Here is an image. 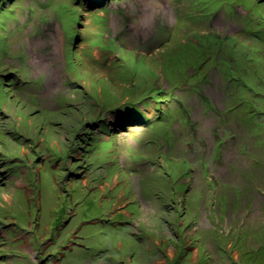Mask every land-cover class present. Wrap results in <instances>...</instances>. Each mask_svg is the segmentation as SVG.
Here are the masks:
<instances>
[{
    "label": "rangeland",
    "instance_id": "rangeland-1",
    "mask_svg": "<svg viewBox=\"0 0 264 264\" xmlns=\"http://www.w3.org/2000/svg\"><path fill=\"white\" fill-rule=\"evenodd\" d=\"M4 7L0 264H264V0Z\"/></svg>",
    "mask_w": 264,
    "mask_h": 264
},
{
    "label": "flooded vegetation",
    "instance_id": "flooded-vegetation-1",
    "mask_svg": "<svg viewBox=\"0 0 264 264\" xmlns=\"http://www.w3.org/2000/svg\"><path fill=\"white\" fill-rule=\"evenodd\" d=\"M75 236H77V234L75 235ZM74 235H73V237H75ZM53 238H55V237H53ZM75 240V239H74ZM62 251H60L58 254H57V256L56 255H54L52 252L51 253H48V256H46V258H44V260H42V262H45L47 259H49L52 255L55 257V260H58L60 257H59V255H60V253H61ZM42 253V252H41ZM44 253V252H43Z\"/></svg>",
    "mask_w": 264,
    "mask_h": 264
},
{
    "label": "trees",
    "instance_id": "trees-1",
    "mask_svg": "<svg viewBox=\"0 0 264 264\" xmlns=\"http://www.w3.org/2000/svg\"><path fill=\"white\" fill-rule=\"evenodd\" d=\"M99 2H100V1H97V4H99ZM5 9H6L5 7H4V8H1V9H0V13H2V11H5ZM156 76H157V75H156ZM155 90H157V91H161V88L158 87V89L155 88ZM157 102H158V101H157ZM158 103H159V102H158ZM159 104H160V103H159ZM138 108H139V107H138ZM116 110L119 111L117 108H115V111H116ZM139 110L142 112V110H141L140 108H139ZM142 113L144 114V112H142ZM160 117H162V116H160ZM160 117H158L157 119H159Z\"/></svg>",
    "mask_w": 264,
    "mask_h": 264
}]
</instances>
